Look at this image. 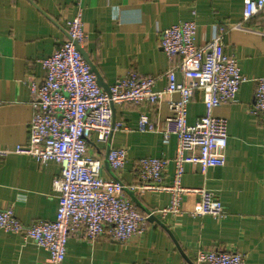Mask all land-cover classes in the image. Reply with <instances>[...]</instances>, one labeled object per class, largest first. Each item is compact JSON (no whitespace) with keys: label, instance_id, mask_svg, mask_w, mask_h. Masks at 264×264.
Listing matches in <instances>:
<instances>
[{"label":"crops","instance_id":"crops-1","mask_svg":"<svg viewBox=\"0 0 264 264\" xmlns=\"http://www.w3.org/2000/svg\"><path fill=\"white\" fill-rule=\"evenodd\" d=\"M82 6L87 36L82 49L102 90L130 70L153 77L154 90H164V73L180 58H167L160 46L161 32L188 20L196 23V46L223 33V53L237 58L246 81L233 101L212 110L227 122L223 166L202 171L198 164L185 163L180 180L183 187L213 192L223 206V217L192 214L197 194L182 196L181 212L162 216L157 210L169 203L170 192L127 188L124 196L155 219L147 218L145 229L124 243L108 236L89 242L75 230L67 239L62 264H196L197 249L237 251L246 264H264V114L251 111L254 80L264 76V10L243 21V0H83ZM74 13L73 0H0V150L27 144L33 113L30 83L42 82L41 61L67 39L66 22ZM176 78L181 80L178 70ZM178 97L165 93L157 105H113V119L126 129L113 131L106 142L98 141L96 132L88 140V155L103 162V178L137 185L139 159L160 157L169 159L161 184L173 183L177 137L164 142L158 130H138V120L143 114L154 127H162L170 114L168 100ZM205 112L202 92L196 90L186 107L187 124ZM120 147L126 149V161L121 170L113 171L105 163L106 154ZM59 171L52 160L41 163L14 152L0 155V209L11 206L23 225L55 219L58 200L52 180ZM47 258L48 252L31 240L0 231V264H45Z\"/></svg>","mask_w":264,"mask_h":264},{"label":"built area","instance_id":"built-area-1","mask_svg":"<svg viewBox=\"0 0 264 264\" xmlns=\"http://www.w3.org/2000/svg\"><path fill=\"white\" fill-rule=\"evenodd\" d=\"M83 0H73L75 13L66 22L67 39L52 54L41 61L44 78L41 83L32 79L33 113L28 125V142L9 152L28 154L41 163L55 161L59 174L52 180V190L58 200L56 217L23 225L11 206L0 209V231L29 239L48 252L45 264H62L70 233L80 230L86 241L93 242L108 236L121 243L140 234L146 226L147 214L137 210L124 189L168 191L169 203L157 210L162 216L181 212L179 201L183 195H198L191 213L223 217L221 202L213 192L204 188H186L180 180L185 163L208 167L224 164L227 143V122L213 115V108L233 101L246 77L241 73L234 55L223 53V33L220 31L202 46L195 45L196 23L180 21L162 30L160 46L176 66L166 70L164 90H154L155 79L130 70L106 92L97 83L96 75L83 58L82 48L86 33L83 30ZM264 10V0H243L242 19L247 21ZM236 27H242L238 24ZM177 68V69H176ZM181 73L177 80L176 71ZM251 111L264 114V76L256 78ZM202 92L205 114L193 124L186 122V107L194 92ZM165 93H177V100H168L170 114L163 126L154 127L146 115H140L138 130H158L164 142L171 135L177 137L174 158V180L161 184L168 158L143 157L138 161L137 185H125L113 178H103V162L88 155V140L92 132L97 140L106 142L110 134L126 129L124 123L113 119V105L147 101L157 105ZM125 148H111L106 160L111 170L119 171L126 161ZM196 264H246L237 251H207L197 249Z\"/></svg>","mask_w":264,"mask_h":264},{"label":"water","instance_id":"water-1","mask_svg":"<svg viewBox=\"0 0 264 264\" xmlns=\"http://www.w3.org/2000/svg\"><path fill=\"white\" fill-rule=\"evenodd\" d=\"M78 49L80 50V52H81L83 58L85 59V61H86V62L88 63V65L90 66V70H91V72H93V73L96 75V79H97V83H98V85L101 86V80H100V78H99V76H98V74H97L96 69L94 68V66L92 65V63H90V61H89V59L87 58V56H86L84 50H83L82 48H79V47H78ZM104 91L108 92V91H109V88H108V89H104ZM107 152H108V151H107ZM105 163L108 164L107 160H105ZM127 191L130 193V195H132V192H131V191H129V190H127ZM132 197H133V196H132ZM133 201H135V200L133 199ZM135 202H136V201H135ZM146 213L148 214V219H153V218L155 219V216H154V214H153L151 211H146Z\"/></svg>","mask_w":264,"mask_h":264},{"label":"trees","instance_id":"trees-1","mask_svg":"<svg viewBox=\"0 0 264 264\" xmlns=\"http://www.w3.org/2000/svg\"><path fill=\"white\" fill-rule=\"evenodd\" d=\"M138 210V209H137Z\"/></svg>","mask_w":264,"mask_h":264}]
</instances>
